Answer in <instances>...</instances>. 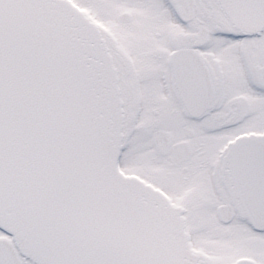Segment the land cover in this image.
<instances>
[{
	"label": "snow or ice",
	"instance_id": "obj_1",
	"mask_svg": "<svg viewBox=\"0 0 264 264\" xmlns=\"http://www.w3.org/2000/svg\"><path fill=\"white\" fill-rule=\"evenodd\" d=\"M0 264H264V0H0Z\"/></svg>",
	"mask_w": 264,
	"mask_h": 264
}]
</instances>
